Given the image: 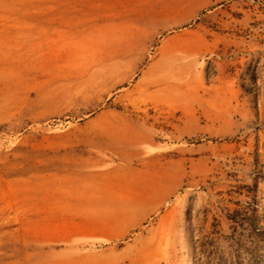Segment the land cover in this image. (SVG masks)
Listing matches in <instances>:
<instances>
[{"label": "rangeland", "instance_id": "1", "mask_svg": "<svg viewBox=\"0 0 264 264\" xmlns=\"http://www.w3.org/2000/svg\"><path fill=\"white\" fill-rule=\"evenodd\" d=\"M187 3L176 0V22L140 25L157 33L146 56L160 59L154 70L177 73L186 86L178 98L194 111L183 117L130 108L120 91L95 94L112 73L98 52L112 41L89 38L104 12L93 0H0V264H78L73 256L93 251L50 240L45 163L80 158L79 118L107 107L145 118L163 154L191 161L167 256L157 249L146 258L264 264V0Z\"/></svg>", "mask_w": 264, "mask_h": 264}, {"label": "crops", "instance_id": "2", "mask_svg": "<svg viewBox=\"0 0 264 264\" xmlns=\"http://www.w3.org/2000/svg\"><path fill=\"white\" fill-rule=\"evenodd\" d=\"M166 1L171 3L93 0L104 12L89 38L112 41L105 52H98L107 56L112 73L96 86L97 96L120 91L130 108L163 107L180 111L183 117L193 113L194 104L178 98L179 89L186 86L178 84L177 73L155 71L160 59L146 58L157 33L140 25L177 21L176 0L165 10ZM194 1L184 6L192 8ZM161 16L164 19H154ZM132 73L137 77L126 86ZM79 120L74 142L83 151L80 158L45 163L53 173L45 175V230L51 232L50 240L60 247L93 249L73 256V263H163L166 257L148 260L146 255L159 249V255L167 256L170 235L177 231L181 216L175 200L189 156L163 154L153 124L127 110L107 107Z\"/></svg>", "mask_w": 264, "mask_h": 264}]
</instances>
